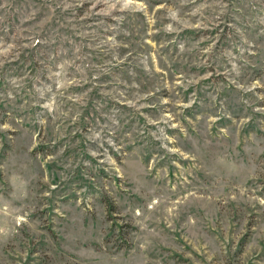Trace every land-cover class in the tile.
<instances>
[{"label": "rangeland", "instance_id": "rangeland-1", "mask_svg": "<svg viewBox=\"0 0 264 264\" xmlns=\"http://www.w3.org/2000/svg\"><path fill=\"white\" fill-rule=\"evenodd\" d=\"M0 264H264V0H0Z\"/></svg>", "mask_w": 264, "mask_h": 264}]
</instances>
